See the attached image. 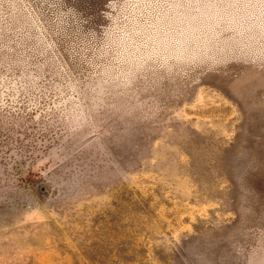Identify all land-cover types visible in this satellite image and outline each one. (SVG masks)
I'll return each mask as SVG.
<instances>
[{"label":"rangeland","instance_id":"obj_1","mask_svg":"<svg viewBox=\"0 0 264 264\" xmlns=\"http://www.w3.org/2000/svg\"><path fill=\"white\" fill-rule=\"evenodd\" d=\"M0 264H264V0H0Z\"/></svg>","mask_w":264,"mask_h":264}]
</instances>
